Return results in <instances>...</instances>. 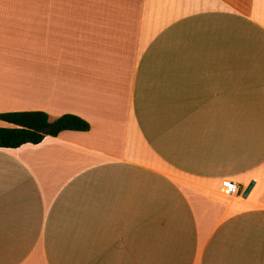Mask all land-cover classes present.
Returning <instances> with one entry per match:
<instances>
[{
  "label": "crops",
  "instance_id": "1",
  "mask_svg": "<svg viewBox=\"0 0 264 264\" xmlns=\"http://www.w3.org/2000/svg\"><path fill=\"white\" fill-rule=\"evenodd\" d=\"M47 2L0 0V113L91 128L0 148V264H264V0Z\"/></svg>",
  "mask_w": 264,
  "mask_h": 264
},
{
  "label": "trees",
  "instance_id": "2",
  "mask_svg": "<svg viewBox=\"0 0 264 264\" xmlns=\"http://www.w3.org/2000/svg\"><path fill=\"white\" fill-rule=\"evenodd\" d=\"M0 120L12 127H0V148L17 149L26 144H40L46 137H57L65 131L87 132L90 124L83 118L65 114L50 121L43 111L0 113Z\"/></svg>",
  "mask_w": 264,
  "mask_h": 264
},
{
  "label": "built area",
  "instance_id": "3",
  "mask_svg": "<svg viewBox=\"0 0 264 264\" xmlns=\"http://www.w3.org/2000/svg\"><path fill=\"white\" fill-rule=\"evenodd\" d=\"M222 191L227 196L240 195L241 193L238 185L229 180H224L222 182Z\"/></svg>",
  "mask_w": 264,
  "mask_h": 264
},
{
  "label": "water",
  "instance_id": "4",
  "mask_svg": "<svg viewBox=\"0 0 264 264\" xmlns=\"http://www.w3.org/2000/svg\"><path fill=\"white\" fill-rule=\"evenodd\" d=\"M255 183L251 182L250 185L248 186V188L243 192L242 197L243 198H247L251 192V190L253 189Z\"/></svg>",
  "mask_w": 264,
  "mask_h": 264
},
{
  "label": "rangeland",
  "instance_id": "5",
  "mask_svg": "<svg viewBox=\"0 0 264 264\" xmlns=\"http://www.w3.org/2000/svg\"><path fill=\"white\" fill-rule=\"evenodd\" d=\"M24 2L30 3L31 0H23ZM47 4L49 3V0H47Z\"/></svg>",
  "mask_w": 264,
  "mask_h": 264
}]
</instances>
